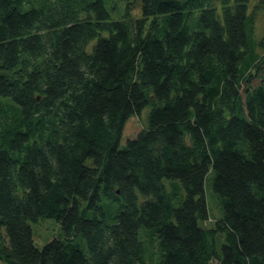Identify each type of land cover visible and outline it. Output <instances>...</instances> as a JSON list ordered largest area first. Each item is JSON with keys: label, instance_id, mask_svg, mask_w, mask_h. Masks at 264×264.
I'll return each instance as SVG.
<instances>
[{"label": "trees", "instance_id": "1", "mask_svg": "<svg viewBox=\"0 0 264 264\" xmlns=\"http://www.w3.org/2000/svg\"><path fill=\"white\" fill-rule=\"evenodd\" d=\"M123 1L0 0V264H264V0Z\"/></svg>", "mask_w": 264, "mask_h": 264}, {"label": "rangeland", "instance_id": "2", "mask_svg": "<svg viewBox=\"0 0 264 264\" xmlns=\"http://www.w3.org/2000/svg\"><path fill=\"white\" fill-rule=\"evenodd\" d=\"M129 12L135 15L136 7L140 0H128ZM135 1L136 5L133 4ZM105 6L109 9L113 4L118 5L111 12V17L117 19L122 17L126 12L125 1L123 0H104ZM256 37H264V14L260 13L256 19ZM147 112L148 108H145L142 113L131 116L125 123L122 136L120 139L119 147L122 148L126 145V141L133 139L136 134L147 125ZM32 240L38 248H42L53 236L56 235L57 226L53 221L40 219L37 224L31 223ZM84 248V247H83Z\"/></svg>", "mask_w": 264, "mask_h": 264}]
</instances>
